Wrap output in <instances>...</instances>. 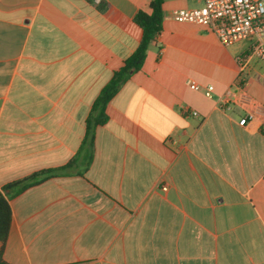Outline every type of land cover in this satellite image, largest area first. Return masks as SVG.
Returning a JSON list of instances; mask_svg holds the SVG:
<instances>
[{"label":"crops","instance_id":"0c3cea01","mask_svg":"<svg viewBox=\"0 0 264 264\" xmlns=\"http://www.w3.org/2000/svg\"><path fill=\"white\" fill-rule=\"evenodd\" d=\"M148 3L0 0V188L75 156L9 196L6 264H264V59L240 71L250 38L224 46L173 18L201 0L162 1L161 29L107 101L91 158L78 151Z\"/></svg>","mask_w":264,"mask_h":264},{"label":"trees","instance_id":"16d2710c","mask_svg":"<svg viewBox=\"0 0 264 264\" xmlns=\"http://www.w3.org/2000/svg\"><path fill=\"white\" fill-rule=\"evenodd\" d=\"M162 1L149 0V10L139 9L134 15V22L141 28L140 40L134 51L123 60L122 65L113 72L108 82L100 89L98 95L94 99L88 116L85 120V133L79 150L87 153L88 160L92 156L94 129L97 125L104 123L107 119L105 114V105L110 97L118 89L119 85L125 80L130 71L140 68L145 57L146 49L153 41L161 29L162 20ZM75 161L73 156L66 164L45 168L33 172L25 177L7 182L0 188V264H6L1 258L2 244L6 239L11 218V210L8 198L10 195L22 191L27 186L36 183L48 176L56 175L70 168ZM7 190V192H5Z\"/></svg>","mask_w":264,"mask_h":264},{"label":"built area","instance_id":"2783aa9c","mask_svg":"<svg viewBox=\"0 0 264 264\" xmlns=\"http://www.w3.org/2000/svg\"><path fill=\"white\" fill-rule=\"evenodd\" d=\"M98 1V0H96ZM198 7H180L172 11V16L180 22L201 25L210 30L224 46L244 38H250L247 52L238 55L236 61L239 70H243L250 56L264 59V0H201ZM190 87L198 89V84L191 82ZM236 82L234 86H238ZM212 85H207L204 93L210 94ZM233 92L228 91L226 96ZM195 113V112H193ZM252 114L247 113L239 120L244 124ZM1 247V243H0Z\"/></svg>","mask_w":264,"mask_h":264},{"label":"water","instance_id":"95a60500","mask_svg":"<svg viewBox=\"0 0 264 264\" xmlns=\"http://www.w3.org/2000/svg\"><path fill=\"white\" fill-rule=\"evenodd\" d=\"M5 192H7V190H5Z\"/></svg>","mask_w":264,"mask_h":264}]
</instances>
